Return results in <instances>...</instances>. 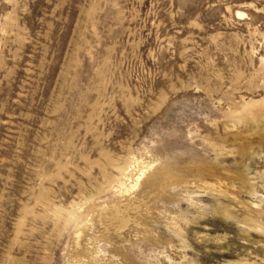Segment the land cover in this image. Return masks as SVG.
<instances>
[{
    "label": "rangeland",
    "instance_id": "rangeland-1",
    "mask_svg": "<svg viewBox=\"0 0 264 264\" xmlns=\"http://www.w3.org/2000/svg\"><path fill=\"white\" fill-rule=\"evenodd\" d=\"M0 264H264V0H0Z\"/></svg>",
    "mask_w": 264,
    "mask_h": 264
},
{
    "label": "bare ground",
    "instance_id": "bare-ground-1",
    "mask_svg": "<svg viewBox=\"0 0 264 264\" xmlns=\"http://www.w3.org/2000/svg\"><path fill=\"white\" fill-rule=\"evenodd\" d=\"M144 175V172H140L139 176L135 179L134 183L135 185L138 183V181L140 180V178Z\"/></svg>",
    "mask_w": 264,
    "mask_h": 264
}]
</instances>
